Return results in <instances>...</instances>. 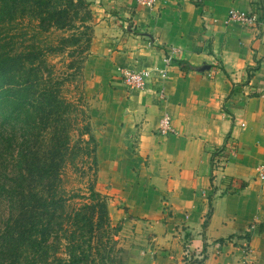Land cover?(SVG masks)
Instances as JSON below:
<instances>
[{
	"label": "crops",
	"instance_id": "obj_1",
	"mask_svg": "<svg viewBox=\"0 0 264 264\" xmlns=\"http://www.w3.org/2000/svg\"><path fill=\"white\" fill-rule=\"evenodd\" d=\"M87 1L83 79L99 127L98 171L119 191L122 215L154 224L151 264H186L185 256L264 264V180L254 170L264 163V28L223 23L230 8L264 13V0ZM119 68L150 77L130 89ZM163 114L171 120L164 136L156 132ZM217 148L224 166L212 179Z\"/></svg>",
	"mask_w": 264,
	"mask_h": 264
},
{
	"label": "trees",
	"instance_id": "obj_2",
	"mask_svg": "<svg viewBox=\"0 0 264 264\" xmlns=\"http://www.w3.org/2000/svg\"><path fill=\"white\" fill-rule=\"evenodd\" d=\"M91 21L87 0H0V146L9 157L0 264H103L99 240L113 227L84 99Z\"/></svg>",
	"mask_w": 264,
	"mask_h": 264
},
{
	"label": "rangeland",
	"instance_id": "obj_3",
	"mask_svg": "<svg viewBox=\"0 0 264 264\" xmlns=\"http://www.w3.org/2000/svg\"><path fill=\"white\" fill-rule=\"evenodd\" d=\"M84 88V87H83ZM85 102L87 106V114L90 119V125L94 135L98 134V124L94 126L92 121V114L94 116V97L85 93ZM93 106V107H92ZM93 124V127H92ZM129 150L132 151V144H129ZM3 144L0 146V186L6 187L8 173L9 157L5 154ZM97 158V172L98 171V141L96 149ZM100 160V159H99ZM87 163L85 164L86 167ZM85 169V168H84ZM133 170V168H132ZM66 175L70 181V185L77 187L74 180L80 181V178L74 176V172L70 167L65 169ZM96 188L106 196V206L110 225L113 228H105L106 232L100 237V244L98 247L103 251H99L98 258L102 255L103 264H151L152 255L157 246V230L152 227L153 225L146 219H138L129 214H121L123 209V202L120 199V193L112 192L109 188V177L104 175L101 171L96 176ZM1 188V187H0ZM8 216L7 201L3 195V190L0 189V227L6 223ZM104 228V227H103ZM108 234V237H106ZM244 248V246H242ZM244 254V250H243ZM187 262L192 263L194 260L192 256H185Z\"/></svg>",
	"mask_w": 264,
	"mask_h": 264
},
{
	"label": "built area",
	"instance_id": "obj_4",
	"mask_svg": "<svg viewBox=\"0 0 264 264\" xmlns=\"http://www.w3.org/2000/svg\"><path fill=\"white\" fill-rule=\"evenodd\" d=\"M138 4L151 7L153 0H135ZM224 24L228 23H237L240 25H246L254 27L257 31H261L264 28V13L260 10H249L243 11L234 8L227 10L225 17L223 19ZM170 53H173L174 50L171 48ZM170 60L169 56L164 58L165 62ZM157 77L161 80L165 73L163 71H158ZM118 76L121 82L130 89H140L142 88L145 80L150 77V73L144 69H128V68H119ZM159 97H162V92H159ZM171 130V120L168 114H163L158 120V125L156 132L159 135H167ZM220 152L212 156L210 162V177L214 179L216 176H219L222 172L224 166L222 158H220ZM255 175L259 180H264V163H260L255 166ZM202 196H205V192H201ZM186 264H189L187 262Z\"/></svg>",
	"mask_w": 264,
	"mask_h": 264
},
{
	"label": "water",
	"instance_id": "obj_5",
	"mask_svg": "<svg viewBox=\"0 0 264 264\" xmlns=\"http://www.w3.org/2000/svg\"><path fill=\"white\" fill-rule=\"evenodd\" d=\"M205 69H208V65H203L202 67H200V70H205Z\"/></svg>",
	"mask_w": 264,
	"mask_h": 264
}]
</instances>
